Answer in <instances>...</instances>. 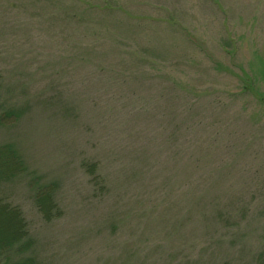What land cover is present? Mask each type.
<instances>
[{
  "label": "rangeland",
  "instance_id": "1",
  "mask_svg": "<svg viewBox=\"0 0 264 264\" xmlns=\"http://www.w3.org/2000/svg\"><path fill=\"white\" fill-rule=\"evenodd\" d=\"M6 145L13 263H264V0H0Z\"/></svg>",
  "mask_w": 264,
  "mask_h": 264
},
{
  "label": "trees",
  "instance_id": "2",
  "mask_svg": "<svg viewBox=\"0 0 264 264\" xmlns=\"http://www.w3.org/2000/svg\"><path fill=\"white\" fill-rule=\"evenodd\" d=\"M106 10L109 11L111 8H106ZM193 107L191 104L183 106L184 111L182 112V116H187V119L193 111ZM0 150H5L3 156L8 155V160L4 163V157L1 158L0 154V181H11L21 173L22 163L11 145H6L0 148ZM85 167L91 173L93 180H95L98 177L94 171L97 166L85 163ZM35 202L45 220L51 221L61 216L55 201V186L47 184L39 185L36 190ZM27 235L26 223L21 212L17 208H11L7 204L0 202V264H36L34 258L24 259L17 263L9 261L8 254L15 245L20 243L21 245H26L30 242L23 243ZM259 264L264 263L261 260Z\"/></svg>",
  "mask_w": 264,
  "mask_h": 264
}]
</instances>
